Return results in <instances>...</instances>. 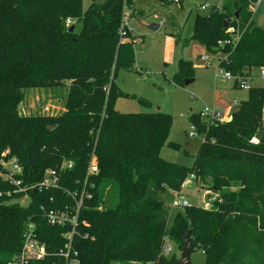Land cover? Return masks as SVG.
Returning a JSON list of instances; mask_svg holds the SVG:
<instances>
[{"label":"trees","instance_id":"1","mask_svg":"<svg viewBox=\"0 0 264 264\" xmlns=\"http://www.w3.org/2000/svg\"><path fill=\"white\" fill-rule=\"evenodd\" d=\"M255 1L222 0L218 10L196 16L191 35L207 52L224 53L223 69L246 80L264 67V27L249 9ZM123 17V0H92L83 11L81 0H0V157L6 149L16 156L26 182L47 168L61 170V188L31 191L24 204L0 198V264H12L29 220L46 255L27 264H64L58 251L71 231L75 264H179L162 249L166 242L181 248L188 231L203 264H264V86H248L228 120L191 114L203 139L193 165L168 162L159 150L178 146L168 140L171 116L114 107L117 72L134 67V36ZM77 23L79 31H68ZM229 28L240 38L221 46ZM193 70L179 58L174 83L183 85ZM29 88H65L62 111L21 114ZM92 160L96 173H87ZM190 174L214 201L183 205L169 225L171 203ZM73 192L83 196L76 211ZM48 209L76 212V224L50 225L42 215Z\"/></svg>","mask_w":264,"mask_h":264},{"label":"rangeland","instance_id":"2","mask_svg":"<svg viewBox=\"0 0 264 264\" xmlns=\"http://www.w3.org/2000/svg\"><path fill=\"white\" fill-rule=\"evenodd\" d=\"M92 0H81V9L85 10ZM101 3L104 0H95ZM207 4L205 10L200 5ZM222 0H133L132 8L125 5V26L134 36L133 69H119L114 83L121 96L114 102L115 109L120 113H144L160 111L171 116L172 125L168 140L177 147L163 145L160 156L168 161L185 167L193 165L194 157L202 136L197 133L189 137V121L191 114H196L205 108L224 113L223 120H228L238 102L247 98L246 87H233V81L216 75L217 57L222 52L209 53L197 41L191 38L194 20L197 15L208 16L221 7ZM252 19L257 27H264V0L257 6L249 4ZM150 24L158 25L156 30L148 28ZM79 31L80 23L74 25ZM185 47H182L184 42ZM222 46V45H221ZM182 47V48H181ZM206 55L210 63H204L199 55ZM179 58L189 59L193 63V81L187 85L174 83L173 77L177 70ZM247 85L251 87L264 86V78L260 76V68H252L247 75ZM65 88L43 89L29 88L25 90L24 99L18 104L21 114H42V108L49 106L50 113L62 111ZM145 103V104H144ZM264 125V111L262 117ZM174 201L175 205L169 219L171 224L174 214L181 210L184 204L207 207L211 192L203 187L200 181L187 177ZM169 204V203H168ZM172 252L179 256L181 248L169 242ZM192 264H203L204 252L196 249L191 252Z\"/></svg>","mask_w":264,"mask_h":264},{"label":"built area","instance_id":"3","mask_svg":"<svg viewBox=\"0 0 264 264\" xmlns=\"http://www.w3.org/2000/svg\"><path fill=\"white\" fill-rule=\"evenodd\" d=\"M261 0H256L252 2L253 7L257 6ZM207 4L200 5L201 10H205L207 8ZM218 10V9H217ZM126 16L123 17L122 25H125ZM70 18L66 19V24H70ZM230 37L226 40L220 42V45H229L234 47L239 38L241 33L238 30H234L233 28H229ZM226 56L219 55L217 57V67H216V75L232 80L237 87H246L247 80L244 78L236 77L230 74V72L223 69L221 66V61ZM204 63H210V59L206 55H200L199 57ZM260 76L264 78V67L260 68ZM238 101L233 100L232 105L237 106ZM44 113H49V106L45 105L42 108ZM201 120L212 123V122H220L223 121L225 114L217 112L215 110L208 111L206 108L201 110L197 113ZM189 137L197 136V130L194 124L190 125L189 128ZM71 162L66 163V167H71ZM63 163V167H64ZM59 171L55 172L53 169L47 168L44 170L42 178L37 181L36 183L26 182L21 178L22 174V166L19 164L18 159L16 156L10 155L8 149L4 150L1 153L0 157V198L10 199V200H17L20 204H24L30 199V192L35 190H42V189H54V188H61L59 185ZM87 173H96V166L94 160H92L91 164H89ZM190 178L193 176L190 174ZM85 197H89V194L85 193ZM80 193L73 192L71 196L75 202L74 210L76 211L77 208L80 206L82 197ZM209 203L214 201V197H209ZM180 205L179 202L174 201L172 206ZM185 205V204H184ZM42 215L45 217L46 221L50 225H60L64 226L66 224H70L74 226L76 224V212L71 214L70 212L59 211L54 209L43 210ZM72 232L64 233L65 243L63 247L58 251L59 256L65 259L64 264H75L76 260V252L71 247V237ZM163 254H169L172 252V247L169 242H166L162 249ZM46 255L45 247L42 243H40L38 236H37V229L36 224L29 220L25 223L24 231L22 234V245L19 250V253L14 256L12 264H27L30 260L34 259H41Z\"/></svg>","mask_w":264,"mask_h":264},{"label":"water","instance_id":"4","mask_svg":"<svg viewBox=\"0 0 264 264\" xmlns=\"http://www.w3.org/2000/svg\"><path fill=\"white\" fill-rule=\"evenodd\" d=\"M224 26H228V22H223ZM74 28L73 25H71L68 28V31H72V29ZM148 28H150L151 30H156L158 28V25L156 24H150L148 26ZM193 81V79H184L183 80V85H187L189 83H191ZM50 129V127H48ZM190 237H189V231L185 234L184 236V243L181 249V252L177 258V261L179 262V264H192L191 263V249H190Z\"/></svg>","mask_w":264,"mask_h":264},{"label":"crops","instance_id":"5","mask_svg":"<svg viewBox=\"0 0 264 264\" xmlns=\"http://www.w3.org/2000/svg\"><path fill=\"white\" fill-rule=\"evenodd\" d=\"M185 47V46H184ZM182 48V47H181ZM200 56V55H199ZM189 60V59H188ZM223 113V112H222Z\"/></svg>","mask_w":264,"mask_h":264}]
</instances>
